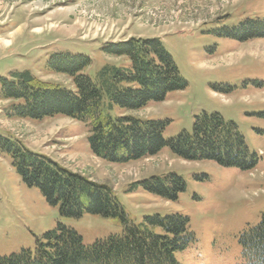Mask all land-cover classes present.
Listing matches in <instances>:
<instances>
[{
    "label": "rangeland",
    "instance_id": "obj_1",
    "mask_svg": "<svg viewBox=\"0 0 264 264\" xmlns=\"http://www.w3.org/2000/svg\"><path fill=\"white\" fill-rule=\"evenodd\" d=\"M256 18L264 19V0H0V76L30 70L40 82L74 89L68 73L48 69L52 54L89 55L93 63L84 72L96 79L105 65L130 63L124 55L105 52V46L159 37L188 85L164 101L117 113L167 121V139L193 132L197 116L219 113L258 156L253 169L186 160L169 147L113 163L93 152L90 121L60 114L40 120L15 117L18 100L4 98L1 88L0 135L108 186L135 223L148 215L187 217L194 239L176 253L180 264H245L240 237L264 215V37L241 41L227 32ZM174 172L186 183L174 201L134 189L135 182ZM61 223L77 229L87 245L124 232L114 218L59 215L39 188L26 185L8 154L0 153V256L33 249Z\"/></svg>",
    "mask_w": 264,
    "mask_h": 264
},
{
    "label": "trees",
    "instance_id": "obj_2",
    "mask_svg": "<svg viewBox=\"0 0 264 264\" xmlns=\"http://www.w3.org/2000/svg\"><path fill=\"white\" fill-rule=\"evenodd\" d=\"M227 34L241 41L264 37V19H246ZM104 50L112 56H126L129 65H105L93 79L84 72L93 63L87 54L57 52L48 58V69L68 73L74 89L40 82L30 70L14 71L10 78L0 76L1 95L18 100L12 115L40 120L60 114L88 120L93 152L113 163L142 159L169 147L186 160H211L243 171L257 165L258 156L250 152L243 134L219 113L197 116L193 132L184 131L171 139L164 135L167 121L117 113V109L134 111L164 101L172 91L188 85L159 37L130 38ZM0 153L8 154L26 185L39 188L59 215L75 218L90 213L120 220L124 228L119 235L87 245L77 229L61 223L39 238L33 249L0 256V264H180L176 253L194 239L187 217L179 213L148 215L135 223L108 186L68 171L17 139L0 135ZM133 185L171 201L186 188L175 172ZM240 239L245 264H264V215Z\"/></svg>",
    "mask_w": 264,
    "mask_h": 264
}]
</instances>
